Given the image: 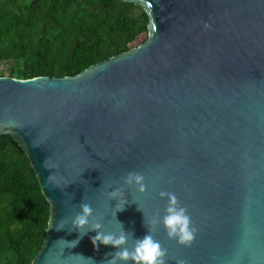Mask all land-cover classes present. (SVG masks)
<instances>
[{
	"label": "water",
	"instance_id": "water-1",
	"mask_svg": "<svg viewBox=\"0 0 264 264\" xmlns=\"http://www.w3.org/2000/svg\"><path fill=\"white\" fill-rule=\"evenodd\" d=\"M123 1L147 14L140 44L72 76H0V134L23 150L49 205L30 264H104L116 249L73 228L80 203L100 231L121 223L142 238L144 218L151 227L165 214L161 191L197 228L184 246L155 226L166 264H264V0ZM130 171L145 192L124 184Z\"/></svg>",
	"mask_w": 264,
	"mask_h": 264
},
{
	"label": "trees",
	"instance_id": "trees-1",
	"mask_svg": "<svg viewBox=\"0 0 264 264\" xmlns=\"http://www.w3.org/2000/svg\"><path fill=\"white\" fill-rule=\"evenodd\" d=\"M147 24L145 10L123 0H0V63L14 78L72 76L129 50ZM48 217L25 153L0 134V264H30Z\"/></svg>",
	"mask_w": 264,
	"mask_h": 264
},
{
	"label": "clouds",
	"instance_id": "clouds-1",
	"mask_svg": "<svg viewBox=\"0 0 264 264\" xmlns=\"http://www.w3.org/2000/svg\"><path fill=\"white\" fill-rule=\"evenodd\" d=\"M145 177L139 172H128L123 177V182L128 186H135L140 193L146 191V185L144 184ZM171 183V181H169ZM122 195L121 188H116L108 193L110 199H118ZM159 196L167 198V206L164 209L165 214L162 219L159 218V214L154 218L149 227L148 223H144L148 228L147 233L142 238H135L133 234L126 231L122 224L119 233H104L101 230L103 225L98 222L93 216V208L88 203H80V211L72 218V226L74 229L79 230L81 235L85 234L81 232L82 229L96 231V235L92 237V243L99 248V245L112 246L116 250L107 254L110 259H107L104 264H128L129 261L132 264H166L167 249L163 248L161 243L154 239L153 231L156 225L162 223L166 234L169 239H174L177 243L190 246L195 239L197 228L193 225L187 208L182 206L174 192L161 191ZM117 203V211L123 210ZM90 217L92 218L90 220ZM65 221L63 218L57 225V230L63 229ZM71 231V230H70ZM132 239L133 243L131 247H128L129 240ZM78 241H75L73 246ZM176 264H188L185 259H177Z\"/></svg>",
	"mask_w": 264,
	"mask_h": 264
},
{
	"label": "rangeland",
	"instance_id": "rangeland-1",
	"mask_svg": "<svg viewBox=\"0 0 264 264\" xmlns=\"http://www.w3.org/2000/svg\"><path fill=\"white\" fill-rule=\"evenodd\" d=\"M147 37H148V32L147 31L145 33L144 32L140 33L136 37V39L133 41L132 47L140 44ZM9 66H10V63L9 62H1L0 63V71H1V73L6 75L7 69L9 68Z\"/></svg>",
	"mask_w": 264,
	"mask_h": 264
}]
</instances>
